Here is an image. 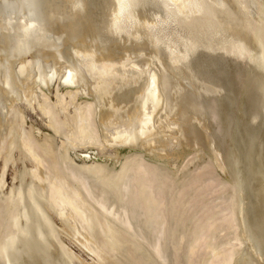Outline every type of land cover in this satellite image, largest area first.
<instances>
[{
  "label": "bare ground",
  "instance_id": "obj_1",
  "mask_svg": "<svg viewBox=\"0 0 264 264\" xmlns=\"http://www.w3.org/2000/svg\"><path fill=\"white\" fill-rule=\"evenodd\" d=\"M263 83L264 0H0V264H264Z\"/></svg>",
  "mask_w": 264,
  "mask_h": 264
},
{
  "label": "rangeland",
  "instance_id": "obj_2",
  "mask_svg": "<svg viewBox=\"0 0 264 264\" xmlns=\"http://www.w3.org/2000/svg\"><path fill=\"white\" fill-rule=\"evenodd\" d=\"M255 85L257 86V82H255ZM264 90V83L262 85V91ZM28 111V112H27ZM27 113V114H26ZM25 115H26V122H27V125L29 124H34L35 126H38V127H42L41 129H44L40 119L38 118V116L34 113H32L31 111L29 110H25ZM90 153L94 154L95 151H89ZM120 154H124L127 152V150L125 149H120L119 150ZM178 164L181 162V160H178L177 161ZM201 162V161H200ZM199 163V161H198ZM10 177H11V172L10 170L8 171V176H7V179H8V182H10Z\"/></svg>",
  "mask_w": 264,
  "mask_h": 264
}]
</instances>
